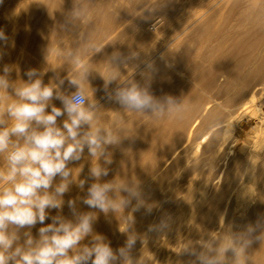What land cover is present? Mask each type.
I'll list each match as a JSON object with an SVG mask.
<instances>
[{
  "label": "clouds",
  "instance_id": "clouds-1",
  "mask_svg": "<svg viewBox=\"0 0 264 264\" xmlns=\"http://www.w3.org/2000/svg\"><path fill=\"white\" fill-rule=\"evenodd\" d=\"M166 3L161 5L150 0L137 7L140 14L134 16L147 18L146 12L153 14ZM91 22L89 0H73V7L65 14L57 31L72 37L74 34L75 43L61 40L54 48L48 45L44 55L46 66L28 69L27 80L12 79L14 71L18 74L15 65L5 64L0 72V264H148L146 259L142 260V255L133 256L137 241L145 243V237L135 230L133 213L144 208L151 214L155 205L145 199L137 178L118 181L114 177L102 181L109 175L107 165L112 163L110 147H118L131 136L125 134L127 128L122 118L101 123L104 108L95 99L96 89L90 86L89 76L93 72L101 76L107 99L119 104L124 112L153 119L184 120L191 106L185 96L153 94L155 65L150 59H141V54L147 57L148 52L140 48H130L126 54L115 50L107 55L104 60L107 75L91 67L92 57L108 45L96 42L84 31ZM8 41L9 37L0 29V42L7 44ZM50 54L71 65L66 76L60 75V68L48 64ZM2 55L0 50V58ZM121 68L126 69L127 74ZM129 68L133 69L131 75ZM48 71L55 75L45 84L43 77ZM137 73L143 83L135 78ZM65 81L75 91L62 90ZM113 83L115 87L109 91ZM53 100H59L62 107H57ZM61 116L66 117L62 125L57 122ZM227 130V122L221 119L213 120L208 128L213 135ZM85 149L87 157L95 160L94 164L90 160V184L88 179L79 178L83 166L69 167L70 163L84 158ZM258 164H264V160L253 163L249 159V167L240 176L251 175L255 180ZM76 168L79 173L74 176ZM86 184L82 202L90 209L105 216L112 213L116 219L117 213L123 210L121 215L126 228L119 230L127 238L116 250L104 235L94 231L98 212L78 210L77 201L81 198L67 201L71 219L62 214L64 195L72 185L84 191ZM246 192L249 194L247 188ZM53 209L57 214L50 217L51 223L45 224ZM126 209H130L127 214ZM38 223L42 226L34 236L32 228ZM170 227L169 216L158 224L149 225L148 231L164 232ZM86 237H91L90 241L82 243ZM254 242L264 243V217L239 230L233 224H223L219 231L205 232L197 240L186 239L180 254L194 257L189 264H248L249 249Z\"/></svg>",
  "mask_w": 264,
  "mask_h": 264
},
{
  "label": "rangeland",
  "instance_id": "rangeland-1",
  "mask_svg": "<svg viewBox=\"0 0 264 264\" xmlns=\"http://www.w3.org/2000/svg\"><path fill=\"white\" fill-rule=\"evenodd\" d=\"M148 2H150V0H89L92 22L86 26L84 31H86L89 37L96 42L108 44L101 53L92 57V61L90 62L91 67L101 74L107 75V66L104 62L107 55H110L115 50H119L126 54L130 48H140L141 50L148 52L147 57L142 53L141 59L143 60L147 58L154 61L155 69L158 71L153 73V80L151 83V91L155 96H173L181 89L187 87L196 95L200 93L198 95V98L199 96L201 98H199L201 100L199 105H203L205 102L214 99L217 90L220 88L219 85L221 84L216 81L214 75L210 74L207 78L205 77V82H209L210 86L208 89L204 90L202 82H198L200 79L185 72H174L172 69V66H174L173 63L170 70L169 64L165 63V58L168 61V54L173 49L168 45L170 42L168 40L173 38L175 32L186 28V31L179 37V41L184 42L189 40L193 47L199 48V53L201 52L200 54H205L209 49L216 48L219 43L229 50L231 49V40L235 38L238 39L239 37H246L244 33L247 26V20H250V18L255 19V15L263 8L262 1L255 2L256 4L254 3L252 6V13H249L252 8L249 9L251 4L248 0H151V2L159 3L161 5L167 3L163 8L157 10L153 14L146 12L144 16L147 18L134 16L140 14L137 12V7L139 8L140 5ZM238 2L242 5V10L244 9V11L234 8ZM72 7L73 0H2V3H0V29L4 30L5 34L9 37V41L7 44L0 42V50L3 52L2 58H0V72H2L5 64L15 65L18 68V74L14 71L12 73V79L15 80L19 78L27 80L25 72L28 69H42L46 66L44 55L45 49L48 45L54 48L57 46V42L61 40L69 44L75 43L74 34L72 37L68 33L57 31L58 25L63 23L65 14L70 11ZM227 15L228 17H226ZM204 16L205 18H203ZM157 21L158 25L156 26ZM238 25L239 28H236ZM204 26L206 29L209 26V30L207 29V31ZM197 35H200L201 37H197ZM80 46H83L82 43ZM85 59L88 60L89 57L85 55ZM47 61L51 67L60 68L58 71L62 77L67 75V71H71V65L54 54H50ZM192 63L188 62L185 68L190 69ZM162 64L164 66H162ZM203 65L206 71L211 67L208 62H204ZM159 66L162 67V70ZM163 67H165V69H163ZM123 69L124 68H121V71L126 74V69ZM141 69H143V64H141ZM169 70L173 71V76L170 81L168 77H166ZM132 71L133 69L129 68L128 74L131 75ZM54 75L55 73L53 71H48L43 77L44 83L47 84ZM162 76L163 79H161ZM135 78L143 83V78L138 73ZM164 80L166 82H163ZM89 82L90 86L96 89L94 93L95 99H97L104 108L101 113V122L107 124L122 118L125 121V126L127 125L130 127V129L127 127L128 132L125 134L131 136V138L124 139V141H133L132 143L138 142L140 145L145 142L153 144V146L147 149L144 148L146 149L144 151L143 147L141 148L138 147L139 145H136L130 155L134 156V154L143 152L141 155L144 154V160L149 161L148 164L152 163L154 160L153 158L156 157L155 160L158 161L156 171H158L160 175L167 173L166 175H163V179L155 191L151 190L146 197V200L149 203L155 205L151 214H147L145 209L141 208L136 219L137 221L135 220V230L137 233L145 237V243L137 241L133 250L134 257H140L142 255V260L146 259L148 264H189V261L194 259V257L190 255L188 257V254H182L181 256L180 254L181 249L185 246V239L197 240L200 235L205 232L219 231L220 226L223 227V224H233L236 220H244L249 214H252L253 208L256 205L257 196L262 195V192L264 193V164L257 165L255 172V180L257 182L252 179L253 177L251 175H249L251 178L249 177L247 180L248 183H246V187L251 189L248 193L252 195L250 197V195L246 193L249 198V206L246 208L236 207L238 212L233 216H225V214H222L225 218L221 221L217 218V213L219 212L221 214L222 206L225 204L226 198L231 193L233 185L238 180V176L244 171L243 164L237 161L239 152L245 148L243 142L236 145L237 143L233 144L234 138H230L218 148L222 141H224L222 133L217 134L218 136L215 143L206 149L210 137L212 136L211 133L208 135L206 134V132H209L208 128L210 123L215 119L225 120L224 117L226 111L223 113L221 111L217 117L206 120V126L201 128L200 122L195 126L190 127L193 122V119H190L188 124H186L187 127L185 126L184 128L185 132L182 130L183 133L182 131L178 133L175 132L176 129L172 130L169 128L168 118L166 117L153 119L138 113L124 112L119 104L109 101L104 89V81L98 73L93 72L89 76ZM163 83H165V85ZM185 83L189 84L186 85ZM213 85L215 86L213 87ZM85 86L87 87V85ZM114 87L115 84L113 83L109 86V91ZM62 90L70 93L75 91V88L70 87L68 82L65 81ZM260 94L261 95H257L258 97L256 98L255 104L258 106V103H260L259 107L264 111V93ZM89 95H91L90 89ZM53 103L57 107H62L59 100H53ZM252 108L253 106L251 109ZM209 111L210 110L205 111L202 118L207 119ZM65 118V116L59 117L57 121L58 124L62 125ZM189 130L191 131V138L188 142L189 144L186 143L173 159L167 162V156L176 149L175 147L179 146V144L185 140ZM177 136L181 139L179 138V140L174 143V146H176L169 150V143L171 144L172 140H176ZM151 141H155V143H152ZM228 146H232V148L229 150ZM158 151L160 152L158 153ZM192 151L193 153H191ZM87 156V149H85L84 158H82L81 161L73 162L74 165L70 163L69 167L75 168L80 165L81 167L83 166L79 178L89 180V167L92 158H88ZM261 159L264 160V147L259 154L257 162ZM93 160L94 159H92V162L94 164L95 161ZM175 162L178 164H174ZM236 162L237 164L235 165L234 163ZM114 164L115 161L112 159V163L110 164L111 167L107 165L110 169V178H112V175L119 172L117 168L112 170ZM204 164H206V167ZM233 167L234 169H232ZM237 167L239 168L238 170ZM78 173L79 168L74 169V176ZM58 180L59 178L57 177L56 182H58ZM71 188L74 189L75 194L81 192L76 185H72ZM228 189L230 190L227 191ZM200 194H202V196ZM187 213L189 215H187ZM169 216L171 217L170 229H167L164 232L148 231L149 225L158 224L162 218ZM263 216L264 206H262L260 213L256 216L257 218H255V222L258 218ZM110 222H112L111 218L108 219L107 224H111ZM44 223H51L50 216ZM41 226L42 225L38 223L34 228L39 229ZM125 228L126 227L123 226L121 227V230H124ZM104 236L108 239L110 246L114 250L123 246L125 243L124 241L127 238L126 235L122 233V237L117 240L115 235L112 236L108 231H105ZM158 257L159 259H157Z\"/></svg>",
  "mask_w": 264,
  "mask_h": 264
},
{
  "label": "bare ground",
  "instance_id": "bare-ground-1",
  "mask_svg": "<svg viewBox=\"0 0 264 264\" xmlns=\"http://www.w3.org/2000/svg\"><path fill=\"white\" fill-rule=\"evenodd\" d=\"M248 1L251 4V7L248 6L249 9H250V8H252V6L254 5L255 2L260 1V0H248ZM261 1H262L263 8L261 10H259L258 14L255 15V19L250 18V20L249 19L247 20V26L245 28V33H244L246 37H239L238 36L239 37L238 39L235 38V39L231 40V42H232L230 44L231 45V49H229V50H227L224 45L219 43V45L216 48L209 49L207 51V53H205V54H200L201 52L199 53V48L193 47L189 40L188 41H184V42H180L179 41V37L186 31V28H183L182 30H179V31L175 32L173 38L168 40V41H170L169 43L166 41L168 43V45L173 48L171 51L169 50L170 51L169 54L167 53L168 54V61L165 58V63L169 64L170 70H171V66H172V63H173L174 66H172L173 67L172 69H173L174 72H177V73L185 72V73H188L191 76H194V77L200 79L198 82H202L204 90L208 89L209 86H210L209 82H207V83L205 82V77L207 78L210 74L214 75L215 78H216V81L221 83L219 85L220 88L217 90L216 95L214 96V99H212V100L207 99L209 101H207V102L204 101L205 104H203V105H199V103L201 101L200 100L201 98L199 96V98H200L199 99L198 95L200 93H198V95H196V94L193 93V91L191 89H188L186 86H185L186 88H183V89L180 88L181 90L178 91V93L173 95V96H175V97L185 96V98L190 103L191 111L187 115V118L184 119V120L168 119L169 128L172 129V130L176 129L175 132L180 133L182 130L184 131V128H185L186 124H188L190 119H193V122H192L190 127H193L197 123L200 122V128H201L203 126H206L205 125L206 124V120H209V118L217 117L219 115V112H221V111H222V113L224 111H226V115L224 117L225 118L224 121L227 122L228 130H227V132L222 134L224 141H222L221 144L218 143V144H220V146L218 148H220L226 142V140L228 141V139H230V138H234L233 144L237 143L236 145H238L240 142H243L245 144V148L241 152H239L238 158L237 157L236 158H237L238 162L243 164L244 170L249 167V159H252L253 163L257 162L259 154L261 153L262 148L264 147V111L262 110L261 107H259L260 103H258V106H256V104H255L256 98L258 97L257 95L258 94L261 95L260 93H262V94L264 93V15H263L264 14V11H263L264 10V0H261ZM212 5H213V3H212ZM234 8H236L238 10H242V5L239 4V2H238L236 7H234ZM252 10H253V8L251 9V11H249V13H252ZM214 11H215V9H214ZM242 11H244V9ZM197 15H198V12H197ZM197 15H195V16H197ZM216 15H217V12H216ZM226 17H228V15ZM190 18H192V17H190ZM203 18H205V16ZM197 23H198V21H197ZM196 27H197V25H196ZM208 27H207V29H208ZM204 28H205V26H204ZM236 28H239V25H238V27L236 26ZM213 33H214V31H213ZM195 37H196V35H195ZM197 37H201V36L197 35ZM209 40H208V42H209ZM165 46H167V45H165ZM160 58H161V56H160ZM188 62H191V63L193 62L192 63V67L190 69L189 68L188 69L185 68L186 64ZM204 62H208L210 64V66H211L209 68V70H207V71L204 69V65H203ZM162 66H164V65L162 64ZM156 67H158V66H156ZM159 67H161V66H159ZM163 69H165V67H163ZM161 70H162V67H161ZM170 70L167 72V75H166V77H168L169 81L171 80V78L173 76L172 75L173 71H170ZM159 71H160V69H159ZM173 74H175V73H173ZM161 79H163V76L161 77ZM191 79H188V80H191ZM163 82H166V81L164 80ZM196 82H197V80H196ZM157 83H156V85H157ZM163 84L165 85V83H163ZM187 84H189V83H187ZM215 85H213V87ZM203 96H205V95H203ZM205 97H207V96H205ZM209 98H210V96H209ZM260 99H261V97H260ZM252 106H253V108L251 109ZM207 110H210L209 114H208V118L204 119V118H202V115ZM189 125H190V123H189ZM129 126H131V125H129ZM127 127L128 126L126 125V128ZM128 128L130 129V127H128ZM183 131H182V133H183ZM127 132H128V130H127ZM174 134H176V133H174ZM206 134L208 135L210 133L206 132ZM217 136L218 135H213L212 134V136L210 137V140L208 142V145L206 146V149H208V147H210L211 145H213L215 143V141L217 139ZM179 138L177 136L176 140H172L171 144L169 143V148H168L169 150L176 146V145L174 146V143L177 142L179 140ZM190 138H191V131L189 130V133L187 134L185 140L183 139L184 141L181 144H179V146L175 147L176 149L170 155L167 156L168 157L167 162L173 159V157L182 149V147L186 143L189 142ZM163 140H164V138H163ZM132 142H128V141H124L123 140L121 145H119L118 147H114V148L110 147L109 150L112 152V159L115 161V164L113 165V169L112 170H114V168L115 169L117 168L119 170V172L114 174V175H112V178H110V176H109L110 173H109V175L107 177H103L102 178V181H110L114 177H116V179L118 181L121 178H129V179L130 178H132V179H136L137 178L140 181V183H141V187H142V189L144 191L145 199H146V197L148 196L149 192L151 190L155 191V189L158 187L159 183L163 179V175L164 174L166 175L167 173H164V174L160 175V173L158 171H156L157 164H158V161L155 160L156 157L153 158L155 161L153 160L152 163L148 164L149 161H145L144 160V158H145L144 154L141 155V153H143V152L134 154V156L130 155L133 152V148L136 145H139L138 147H141V148L143 147V151H144L147 148L153 146V144L145 142V143L140 145L138 142H136V143H132ZM151 142L155 143V141L154 142L151 141ZM164 142H165V140H164ZM164 142H162V143H164ZM156 145H160V144H156ZM163 145H161V146H163ZM144 148H146V149H144ZM230 148H232V146L229 147V150H230ZM216 150H217V147H216ZM229 150H228V153H229ZM159 152L160 151H158V153ZM191 153H193V151ZM229 158H231V157H229ZM93 161H95V160H93ZM91 162H92V159H91ZM181 162H183V161H181ZM184 163H186V162H184ZM174 164H178V163L175 162ZM234 164L236 165L237 162L234 163ZM72 165H74V164L72 163ZM232 169H234V167ZM238 169L239 168L237 167V170ZM249 177H250L249 175L248 176H244V177L238 176V180L233 185L231 193L229 194V196L225 200L226 202L223 200L225 202V204L223 203L224 205L222 206L221 214L219 212L217 213V218L219 219V221H221L223 218H225L224 216H222V214H225V216L226 215L233 216L235 213L238 212V210H236V207L237 208L238 207L246 208L247 206H249L248 205L249 204V198H248V196L246 194L247 193L246 192V188H247L246 187V183H248L247 180L249 179ZM153 181H154V183H153ZM91 182H92V180L89 178L88 184H90ZM88 184L85 185V190L81 191L80 193H76L75 194L74 189L71 188L70 191L64 195L65 205H64V207L62 209V214L66 218H69V219L72 218V213H71L69 207L67 206V201L69 199H76L77 197L81 198V199H79L77 201V206H78V210L79 211H81V212L97 211L98 212V210L90 209L87 205H85L82 202V198L86 195V190H87ZM227 185H228V183H227ZM250 186H252V185H250ZM229 190L230 189H228L227 191H229ZM249 190H251V189L247 188V191H249ZM257 190H259V189H257ZM218 191H219V189H218ZM208 192H209V190H208ZM202 194H200V195L202 196ZM122 195H123V193H122ZM209 195H210V193H209ZM250 197H251V195H250ZM133 203H135V201H133ZM262 206H264V193L263 192H262V195L257 196L256 205L253 208L252 214H249L244 220H240V221L236 220L235 222H233V225L235 226L236 230H239V229L243 228L244 226H246L249 223H253L254 224L255 218H257L256 216L260 213V209L262 208ZM122 211L123 210H120V212L117 213V219L120 221V223L116 219L114 214L109 213L107 216H105V214L98 212V220L94 224V231L96 233H99V234H102V235H104L105 231H108L110 234H112V236L115 235L116 239L119 240L122 237V233L120 232L121 227H123V226L126 227V224L123 221V218H122V215H121ZM128 211H130V209H126L125 213L127 214ZM139 212H140V210L135 212V213H133V215L135 217V220L137 219V217L139 215ZM196 213H193V214H196ZM56 214H57V210H55V209L50 210V217L54 216ZM129 215H131V214L129 213ZM187 215H189V214L187 213ZM112 217H113V219H112ZM110 218H111L112 222H110L111 224H107V221ZM185 222H186V220H185ZM197 225H199V224H197ZM119 228H120V230H119ZM193 228H191V229H193ZM32 233H33L34 236L38 235V229L33 227L32 228ZM165 233H167V232H165ZM90 239H91V237H86L85 240L82 243H88L90 241ZM168 240H169V238H168ZM138 241H140V240H138ZM154 243H155V240H154ZM114 244H113V247H114ZM122 245H123V243H122ZM178 252H176V253H178ZM229 255H230V253H229ZM181 256H182V254H181ZM188 257H189V255H188ZM157 259H159V257ZM248 264H264V243L260 244L259 242H254L253 246L249 249Z\"/></svg>",
  "mask_w": 264,
  "mask_h": 264
}]
</instances>
